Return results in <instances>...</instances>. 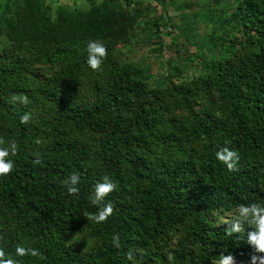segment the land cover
Wrapping results in <instances>:
<instances>
[{
	"label": "trees",
	"instance_id": "16d2710c",
	"mask_svg": "<svg viewBox=\"0 0 264 264\" xmlns=\"http://www.w3.org/2000/svg\"><path fill=\"white\" fill-rule=\"evenodd\" d=\"M4 7L0 0V138L18 151L0 177V247L44 256L21 264H133L130 251L135 264H168L169 253L175 264H213L221 254L248 264L252 229H226L240 204L264 203V0L236 2L241 42L207 62L188 58L201 69L189 81L155 87L115 50L136 2L58 7L54 19L40 0H22L7 18ZM91 40L108 50L98 72L86 62ZM224 147L239 154L235 172L216 157ZM74 173L78 196L64 185ZM104 176L117 184L107 197L116 211L98 224L86 215L98 211L89 197ZM79 235L89 249L73 243Z\"/></svg>",
	"mask_w": 264,
	"mask_h": 264
},
{
	"label": "rangeland",
	"instance_id": "374dc122",
	"mask_svg": "<svg viewBox=\"0 0 264 264\" xmlns=\"http://www.w3.org/2000/svg\"><path fill=\"white\" fill-rule=\"evenodd\" d=\"M100 1L40 0V4L48 17L54 19L58 7L64 14L85 12L89 5H97ZM128 1L137 3L138 17L128 31L127 41L117 43L115 50L120 63L139 69L147 77L148 87L189 81L201 69L188 58L207 62L220 51H226L225 45L230 40H242L232 17L238 0ZM2 2L5 5L2 14L7 18L22 0ZM6 45V39L0 36V51ZM73 243L81 250L92 245L84 235L76 236Z\"/></svg>",
	"mask_w": 264,
	"mask_h": 264
},
{
	"label": "clouds",
	"instance_id": "9594fccd",
	"mask_svg": "<svg viewBox=\"0 0 264 264\" xmlns=\"http://www.w3.org/2000/svg\"><path fill=\"white\" fill-rule=\"evenodd\" d=\"M86 50V62L89 68L94 72L101 71L102 65L108 57V50L103 42L91 40L87 43ZM13 99L20 98L13 97ZM22 102H27L26 96L22 98ZM28 120L29 116L27 114L21 117V123H27ZM35 142L40 143L41 141L37 139ZM4 144V139L0 138V177L11 175L15 165L14 161L9 159V157L15 156L18 151V146L14 141L11 142L8 147H4ZM216 157L226 166L229 172L238 170L240 157L237 151L224 147L216 152ZM34 163L39 164L40 160L36 159ZM79 183L80 177L75 173L69 177L68 180L64 181L69 195H79ZM116 190L117 184L108 176H104L102 180L95 183L94 191L90 195L89 200L93 206L97 207L98 211L94 214H87V220H92L98 224L108 221L109 217L116 211V208L112 201L107 200V197ZM228 223L232 224L231 228L226 229V234L229 236L245 231L243 224L250 226L252 230L247 232L245 242L253 251L250 255L248 264H264V203L253 202L250 204H240L233 219ZM113 244L117 248L120 247L118 235L113 237ZM25 257L44 259L43 254L37 248L17 245L15 248V256H13L3 247H0V264H21V260ZM127 259L133 261V264H135L133 252L130 251L127 253ZM166 259L168 264H175L174 253H169ZM213 264H236V258L232 254H221L218 259L213 260Z\"/></svg>",
	"mask_w": 264,
	"mask_h": 264
}]
</instances>
